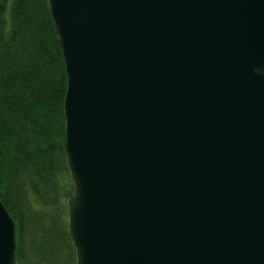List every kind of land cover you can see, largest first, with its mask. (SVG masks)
Returning <instances> with one entry per match:
<instances>
[{
	"label": "water",
	"instance_id": "obj_1",
	"mask_svg": "<svg viewBox=\"0 0 264 264\" xmlns=\"http://www.w3.org/2000/svg\"><path fill=\"white\" fill-rule=\"evenodd\" d=\"M47 4L74 264H264V0Z\"/></svg>",
	"mask_w": 264,
	"mask_h": 264
},
{
	"label": "trees",
	"instance_id": "obj_2",
	"mask_svg": "<svg viewBox=\"0 0 264 264\" xmlns=\"http://www.w3.org/2000/svg\"><path fill=\"white\" fill-rule=\"evenodd\" d=\"M65 87L47 0H0V199L14 220L20 264H74Z\"/></svg>",
	"mask_w": 264,
	"mask_h": 264
}]
</instances>
